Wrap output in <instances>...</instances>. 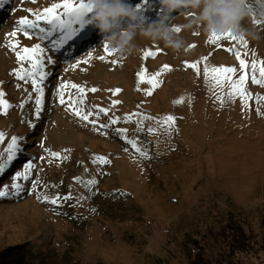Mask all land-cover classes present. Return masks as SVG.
Wrapping results in <instances>:
<instances>
[{
  "label": "rangeland",
  "instance_id": "374dc122",
  "mask_svg": "<svg viewBox=\"0 0 264 264\" xmlns=\"http://www.w3.org/2000/svg\"><path fill=\"white\" fill-rule=\"evenodd\" d=\"M61 2L5 0L0 6V91L11 105L6 115L0 114V160H7L11 138H20L19 151L0 171V188L7 185L9 192L0 197V250L27 245L36 264H189L185 241L196 238L204 255L210 256L213 232L229 219L240 220L259 240L264 215V101L256 96L264 97V86L251 83L250 65L253 60L258 66L264 62V25L259 26L260 39H245L246 46L231 40L216 46L201 32H182L188 48L178 58L163 45L147 41L141 42V54L127 59L106 54L101 34L88 23L90 12L73 25L63 43L66 30H52L43 21L44 33L30 29L29 36L19 31L10 36L21 18L34 19L33 13ZM127 2L138 6L137 12L149 21L161 14L158 0ZM10 40L18 42L15 50L8 46ZM36 43L45 50L43 71L48 73L41 84L39 115L31 80L12 75L21 64L30 67L28 61L18 63L15 52ZM146 50L156 55L145 58ZM236 51L249 64L244 87L252 98L247 106L239 97L229 100L226 87L210 91L204 79L205 64L237 68L238 78ZM205 56L207 60H201ZM185 62L197 63L199 75ZM165 64L170 70L161 72ZM141 68L147 76L160 73L151 95L145 94L148 83L137 86ZM256 75L259 78V72ZM65 83L85 89L82 103L74 88H65L66 103H59L57 88ZM91 88L97 91H88ZM115 89L120 91L113 95L110 90ZM70 95L76 108L92 112L88 121L69 109ZM181 97L182 103H173ZM98 108L108 111L97 114ZM132 113L137 115L125 119ZM169 115L175 117L171 128L158 122ZM28 162L33 167L28 179L16 180L21 186L17 192L11 188L13 177ZM89 180L95 183L88 185ZM38 196L59 199L53 204ZM258 246L252 249V259L264 261Z\"/></svg>",
  "mask_w": 264,
  "mask_h": 264
},
{
  "label": "snow or ice",
  "instance_id": "6c2138e0",
  "mask_svg": "<svg viewBox=\"0 0 264 264\" xmlns=\"http://www.w3.org/2000/svg\"><path fill=\"white\" fill-rule=\"evenodd\" d=\"M5 2V0H0V6ZM34 2V0H33ZM62 11H58L61 10ZM27 11L32 12L31 9H28ZM91 8L85 0H79L78 3H73V0H62L61 3H53L49 7L44 8L42 11H37L33 13L34 19H28L27 17L21 18L17 22V29L14 30L12 33H10L11 37H15L17 35V31L22 32L24 36H29L30 33L28 30L30 29H38L41 33H44L46 30L41 27L40 21H43L45 24H48L51 26L52 30H55L57 28L66 30V36L63 40H61L60 43L65 42V40L71 35V32L73 30V25L81 20V18L84 16L86 12H90ZM254 23H259L258 21H253ZM178 30V29H177ZM48 35H51V30L47 32ZM235 41L237 43L242 44L243 46L247 45V41L244 38H237L236 36L232 35L231 33H224L220 36H209L208 37V43L219 46L220 41ZM16 43L14 41H9L8 46L15 50ZM104 51L106 54L111 55L114 53V50H111L108 48L107 44H104ZM190 47H194V45H190ZM227 51H231V48L226 49ZM44 48L41 47L39 43L34 44L31 48L29 47H23L19 51L15 52L17 62H23L28 61L30 64V67L28 69H25L23 65L21 64V67L18 69H13L12 75H15L19 80H31V84L33 87V91L37 94L36 95V111L37 115H39L40 108L43 102V95H44V89L41 87V84L43 83L44 79L48 75L45 71H43V65L45 63L43 58ZM246 54V53H245ZM144 57L147 58L149 56L156 55V52L152 50H146L143 53ZM236 59L239 61V76L238 78H235V74L237 73V68L231 67V66H210L205 64L203 72H204V79L205 83L209 84V90L211 91L213 88L220 87V88H227V92L225 95L229 100L236 99L239 97L240 102L242 105L247 106L248 100L252 98L251 93H247L245 91V84L248 82V74L246 72V69L249 68V64L241 58V53L239 51H236L235 53ZM99 59L103 60L104 57L101 56ZM201 60H207V57H201ZM51 62L50 60L48 61ZM87 63V61H84ZM77 63H80L79 61ZM113 64L117 63V61L113 60ZM76 65H72V67H75ZM184 66L186 68H191L197 72V75H199V67L197 63H188L185 62ZM251 83L256 85H262L264 86V62H258L253 60L251 62ZM170 70V66L165 64L161 68V72ZM259 72V78L257 77L256 73ZM137 86L139 87V84L142 82L148 83L151 87L145 92L146 95H151L152 91L159 86V81L157 80V77L160 75V73H155L152 76H147L145 74V69L141 68L140 72L137 74ZM39 77V79H37ZM210 82V83H209ZM65 88H74L77 90V95L80 97L79 103L83 102V94L85 92V89L82 86H78L76 84H61L57 88V95L59 97V103L65 104V98H64V89ZM88 91L95 92L97 91L96 88L88 89ZM112 91L113 95H116L120 89L110 90ZM4 93L0 91V114H7V109L11 107L3 99ZM183 97H181L177 101H173L174 104L176 103H182ZM190 99V98H189ZM218 100H221V103H223V97L217 96ZM256 99L259 101H264V97L257 95ZM77 103L76 99L69 96V103L68 107L69 109L80 119L84 121H88L89 116L92 115V112H88L87 114H84L81 109H78L75 107V104ZM113 104L120 103L119 100H114L112 102ZM108 109L105 108H98L97 114L99 113H107ZM258 114H260L258 112ZM137 115V113H132L130 115H127L125 119H131L132 116ZM154 119V118H153ZM111 123H116V120L110 121ZM159 123L167 125L169 128H171L175 123V117L173 116H165L163 117ZM91 123L95 124L96 121H91ZM124 131V130H121ZM148 131L151 133L154 131V129H148ZM4 133L0 132V140H3ZM19 137H12L11 141L8 144V147L5 149V153L7 154V160H0V171H3L5 168V165L12 161L15 157V154L19 151ZM133 144V147H135L134 142H130ZM49 152V155L52 157L59 158L60 153L57 152H51L50 150H46ZM137 151L140 152L141 156L147 157V153L141 151L140 149H137ZM3 154H0L2 156ZM66 158V157H65ZM94 161H99L101 163H108L109 161L105 157H94ZM33 167L31 162H28L24 165V171L17 172L15 176L13 177V183L11 184V188L15 191H19L21 186L20 184L16 183V180L23 178L28 179V176L30 175V170ZM78 179V178H77ZM95 180H89L87 181L88 185L94 184ZM8 186L5 185L2 188H0V197H4L8 195ZM70 197H64V199H69ZM37 199H43L45 201H48L50 199V202L53 204H56L58 202L59 197H52L49 198L47 196L44 197H37Z\"/></svg>",
  "mask_w": 264,
  "mask_h": 264
},
{
  "label": "clouds",
  "instance_id": "9594fccd",
  "mask_svg": "<svg viewBox=\"0 0 264 264\" xmlns=\"http://www.w3.org/2000/svg\"><path fill=\"white\" fill-rule=\"evenodd\" d=\"M87 3L91 8L88 23L101 34L100 45L107 44L122 60L141 54L142 41L163 45L178 58L187 54L188 48L182 32L198 31L208 37L231 33L258 40L259 26L264 25V0H158L161 14L151 21L127 0ZM173 12L178 15L173 16ZM177 19L183 22L177 24Z\"/></svg>",
  "mask_w": 264,
  "mask_h": 264
},
{
  "label": "trees",
  "instance_id": "16d2710c",
  "mask_svg": "<svg viewBox=\"0 0 264 264\" xmlns=\"http://www.w3.org/2000/svg\"><path fill=\"white\" fill-rule=\"evenodd\" d=\"M260 239H253L252 233L247 232L240 224L229 219L219 230L213 232L212 255H204L200 241L196 238L187 239L185 248L188 251L189 264H264L257 258H253L252 249L259 245L258 249L264 252V215L261 218ZM0 264H36L35 257L30 247L24 244L7 246L0 250Z\"/></svg>",
  "mask_w": 264,
  "mask_h": 264
},
{
  "label": "bare ground",
  "instance_id": "6f19581e",
  "mask_svg": "<svg viewBox=\"0 0 264 264\" xmlns=\"http://www.w3.org/2000/svg\"><path fill=\"white\" fill-rule=\"evenodd\" d=\"M86 31H87V29H86ZM264 56V55H263ZM52 66H54L53 64H52ZM51 70H54V68L53 69H51Z\"/></svg>",
  "mask_w": 264,
  "mask_h": 264
}]
</instances>
